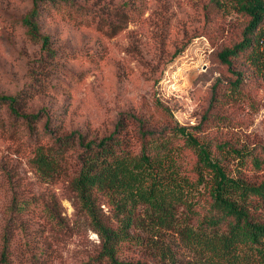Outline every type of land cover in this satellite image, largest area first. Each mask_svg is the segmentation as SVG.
Returning <instances> with one entry per match:
<instances>
[{"label":"trees","instance_id":"obj_1","mask_svg":"<svg viewBox=\"0 0 264 264\" xmlns=\"http://www.w3.org/2000/svg\"><path fill=\"white\" fill-rule=\"evenodd\" d=\"M135 3L31 0L23 16L5 18L7 38L16 32L38 53L27 61L28 84L0 95V134L45 183L62 185L75 213L97 234L99 246L84 264H264V144L229 151L212 132L231 127L224 110L264 84V0L205 5V35L212 40V31H220L231 38L215 55L229 79L215 84L219 89L197 125L154 131L145 122L121 119L109 134L67 133L50 129L47 111L29 110L34 98L54 92L66 62L79 58L58 46L47 21L93 27L110 39L143 13L144 0ZM217 17L235 21L214 30ZM6 168L0 167L8 195L0 264H49V239L69 228L55 194L32 192Z\"/></svg>","mask_w":264,"mask_h":264},{"label":"rangeland","instance_id":"obj_2","mask_svg":"<svg viewBox=\"0 0 264 264\" xmlns=\"http://www.w3.org/2000/svg\"><path fill=\"white\" fill-rule=\"evenodd\" d=\"M208 1L144 0L143 13L110 39L93 27L74 28L57 18L50 19L46 30L56 33L59 47L77 53L79 58L66 62L54 92L49 97L34 98L29 110L47 111L50 129L62 127L67 133L87 130L109 134L121 119L145 122V128L154 131L168 125H197L212 93L219 89L215 84L229 79L223 76L227 74L216 63L215 55L231 38L222 37L220 31H212V40L205 35L203 10ZM127 2L95 0L97 7H119ZM30 6L31 0H0V95H13L29 82L27 61L37 55L38 48L16 32L7 38L4 20L23 16ZM227 20L217 17L212 29L218 23L232 24L235 18ZM86 53H94L96 59L90 61ZM224 113L232 117V126L212 130L224 149H250L264 144V84L251 88L249 96L230 105ZM133 145L137 147L136 141ZM234 164L231 162L228 170H234ZM1 166L32 192L47 190L55 194L69 228L67 233L49 239L54 251L49 264H84L100 240L75 213L62 185L45 183L31 171L24 154L17 153L0 134ZM1 182L0 175V230L8 201ZM102 210L109 214L106 208Z\"/></svg>","mask_w":264,"mask_h":264}]
</instances>
